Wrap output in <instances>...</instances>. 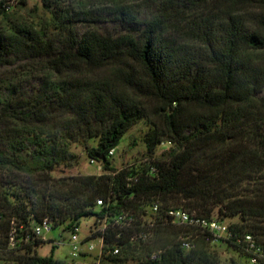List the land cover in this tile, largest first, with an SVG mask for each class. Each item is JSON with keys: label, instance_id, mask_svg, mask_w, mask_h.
<instances>
[{"label": "trees", "instance_id": "1", "mask_svg": "<svg viewBox=\"0 0 264 264\" xmlns=\"http://www.w3.org/2000/svg\"><path fill=\"white\" fill-rule=\"evenodd\" d=\"M63 3L42 0L43 25L0 27V69L34 62L50 71L33 94L0 78V264H68L39 254L37 224L48 218L71 232L95 218L98 229L123 212L136 222L121 237L108 229L86 238H104L100 264H223L222 247L229 264H249L236 240L264 238V0ZM10 12L0 10L3 22ZM105 15L118 34L75 27ZM142 121L144 159L118 168L110 152ZM78 137L95 143L86 152L103 173L56 178L77 159ZM157 203L161 213L217 216L235 237L212 244L199 234L187 251L179 237L194 230L166 225L144 241ZM158 249L162 259L151 261Z\"/></svg>", "mask_w": 264, "mask_h": 264}, {"label": "rangeland", "instance_id": "2", "mask_svg": "<svg viewBox=\"0 0 264 264\" xmlns=\"http://www.w3.org/2000/svg\"><path fill=\"white\" fill-rule=\"evenodd\" d=\"M24 1V4H20ZM65 4L76 5L78 0H62ZM80 1V0H79ZM83 1V0H82ZM12 5V10L9 14V19L3 22L0 17V27L7 28L15 24L25 23L40 26L49 18V13L43 7L42 0H8ZM62 4V5H63ZM108 11L107 9L105 10ZM253 12L258 14L260 10L253 9ZM79 33L85 32L92 27L101 30L104 33L118 34L120 27L112 21L108 15L102 18H96L94 22H79L75 25ZM50 71L46 70L44 63L36 64L34 62L18 63L7 68L0 69V78L6 81H14L20 85L24 93L33 94L38 91L42 85V79ZM1 86V85H0ZM0 93H3L0 91ZM149 129L145 121L140 122L134 126L129 133L122 139L118 149L113 156L114 164L118 168H122L127 164H131L136 160H143L147 151L144 143V136ZM79 142L72 146L71 152L77 156L72 167H63L54 173L56 178L71 177L77 175H98L101 173L99 166L91 164L86 146H93L95 143H85L83 138L78 137ZM166 146H163L158 151V155L162 154ZM95 218H83L80 222V238L85 240L91 236V231L95 229ZM46 243L39 248V254L43 257L53 256L54 259L60 261H67L70 253V232H63L62 228L53 229L51 232L45 234ZM50 241L60 242L59 245H54ZM93 243L97 249L92 253L90 260H95L100 253V240H94ZM83 250H87V245L84 244ZM222 251L223 264H229L231 254L226 251L225 247L220 249ZM243 264H248L243 262Z\"/></svg>", "mask_w": 264, "mask_h": 264}, {"label": "built area", "instance_id": "3", "mask_svg": "<svg viewBox=\"0 0 264 264\" xmlns=\"http://www.w3.org/2000/svg\"><path fill=\"white\" fill-rule=\"evenodd\" d=\"M0 10L11 11L12 5L8 0H0ZM116 150L110 152L111 156L115 155ZM91 164L99 166L101 175L103 168L99 163L91 161ZM99 205H102V201H98ZM153 217H147L143 220V229L139 234L144 241H150L155 237L157 228L160 226L171 225L175 227H188L194 231L183 234L179 237L181 247L184 250L191 251L196 247V240L199 234L203 235L207 241L212 244H217L221 239H231L235 236L230 232L229 224L226 221L219 219L217 216L212 218H206L201 216L195 210H189L185 208H169L161 213L160 205L157 203L152 208ZM136 219L133 213L123 212L121 215L115 217L112 223L104 224L98 229L91 231V236L96 232L105 233L108 229L118 230L117 236L121 237L124 232L129 231L135 225ZM53 230V223L50 219L46 218L41 223L37 224L33 228V235L35 238L42 239L46 242L45 234ZM17 235V229H14L11 234V247L15 246V238ZM90 236V237H91ZM29 238V237H28ZM100 240V253L93 261L90 260L92 253L97 249V246L93 243L94 240ZM134 239V238H133ZM51 242V241H50ZM54 245L61 244L60 242L52 241ZM70 245V253L68 257V264H100L101 256L104 246V238H94L90 241H83L80 238V226L75 227L70 232V239L68 241ZM87 245V250H83V245ZM236 244L239 247V251L248 255L249 264H264V238H260L253 234L240 235L236 240ZM119 249L114 250V255L119 254ZM164 251L161 249L152 250L149 254L151 261H160L162 259Z\"/></svg>", "mask_w": 264, "mask_h": 264}]
</instances>
